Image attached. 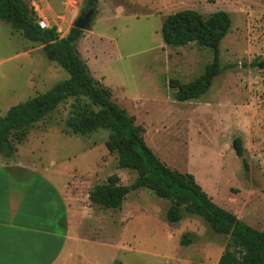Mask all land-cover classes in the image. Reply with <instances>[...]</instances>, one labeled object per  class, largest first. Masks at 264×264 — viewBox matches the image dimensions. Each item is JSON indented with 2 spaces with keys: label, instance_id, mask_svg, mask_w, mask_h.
Returning a JSON list of instances; mask_svg holds the SVG:
<instances>
[{
  "label": "rangeland",
  "instance_id": "374dc122",
  "mask_svg": "<svg viewBox=\"0 0 264 264\" xmlns=\"http://www.w3.org/2000/svg\"><path fill=\"white\" fill-rule=\"evenodd\" d=\"M24 1L60 35L87 9L86 0ZM95 7L90 29L75 45L93 79L144 129L145 144L165 166L194 176L214 204L262 230L264 70L251 63L264 61V0H97ZM184 10L203 16L226 12L231 27L219 47L221 73L200 99L180 103L168 81H193L213 57L194 44H163V20ZM67 78L39 44L0 21V117ZM71 104L59 105L31 127L20 144L14 142L13 157L0 156V162L37 170L57 188L67 187L69 229L98 244L78 245L84 264H217L231 239L197 217L167 223L168 202L149 191L128 194L117 211L89 203L94 185L114 176L129 186L136 175L117 168L115 154L104 146L107 132L65 134ZM234 138L242 141L245 169L232 149ZM184 234L187 246L180 245Z\"/></svg>",
  "mask_w": 264,
  "mask_h": 264
},
{
  "label": "trees",
  "instance_id": "16d2710c",
  "mask_svg": "<svg viewBox=\"0 0 264 264\" xmlns=\"http://www.w3.org/2000/svg\"><path fill=\"white\" fill-rule=\"evenodd\" d=\"M86 4L88 9L95 6L97 0H86ZM0 21L20 33L24 40L39 44L44 57L68 75L66 80L11 107L0 117L2 158L11 159L15 153L14 142L20 144L31 127L53 113L59 105L71 100V111L64 121L65 134L89 137L98 131L107 132L104 146L108 153L115 154L117 168L136 175L129 186L119 185L114 176L105 183L94 185L88 192L91 205L101 210L117 211L128 194L149 191L155 198L168 202L167 223L176 224L185 216L197 217L215 234L231 239L217 264H264V227L257 231L244 224L214 204L194 176L168 168L153 154L144 142V129L135 125L134 118L111 100L109 90L93 79L79 57L75 45L82 31L70 28L61 37L55 26L40 29L37 15L24 0H0ZM230 27V17L223 11L203 16L184 10L165 17L161 25L165 46L175 48L194 44L213 53L211 63L204 67L198 78L186 84L168 81L175 101L198 100L208 92L213 79L222 71L219 47ZM251 66L264 70V61L255 60ZM232 149L245 169L240 138L233 139ZM189 243V235L184 234L180 245Z\"/></svg>",
  "mask_w": 264,
  "mask_h": 264
},
{
  "label": "crops",
  "instance_id": "0c3cea01",
  "mask_svg": "<svg viewBox=\"0 0 264 264\" xmlns=\"http://www.w3.org/2000/svg\"><path fill=\"white\" fill-rule=\"evenodd\" d=\"M66 188L37 170L0 162V264H84L78 245L98 244L69 229Z\"/></svg>",
  "mask_w": 264,
  "mask_h": 264
},
{
  "label": "water",
  "instance_id": "95a60500",
  "mask_svg": "<svg viewBox=\"0 0 264 264\" xmlns=\"http://www.w3.org/2000/svg\"><path fill=\"white\" fill-rule=\"evenodd\" d=\"M95 13V6L88 8L84 13H81V15L76 18L72 25V28L78 29L82 32L88 31L91 27L92 19Z\"/></svg>",
  "mask_w": 264,
  "mask_h": 264
},
{
  "label": "built area",
  "instance_id": "2783aa9c",
  "mask_svg": "<svg viewBox=\"0 0 264 264\" xmlns=\"http://www.w3.org/2000/svg\"><path fill=\"white\" fill-rule=\"evenodd\" d=\"M37 24H38L39 28L42 30L48 29V25H46V23L43 21H38Z\"/></svg>",
  "mask_w": 264,
  "mask_h": 264
},
{
  "label": "flooded vegetation",
  "instance_id": "af4514ba",
  "mask_svg": "<svg viewBox=\"0 0 264 264\" xmlns=\"http://www.w3.org/2000/svg\"><path fill=\"white\" fill-rule=\"evenodd\" d=\"M90 8V7H89Z\"/></svg>",
  "mask_w": 264,
  "mask_h": 264
}]
</instances>
